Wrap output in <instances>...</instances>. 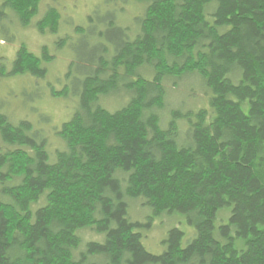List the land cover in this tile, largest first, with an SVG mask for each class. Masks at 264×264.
I'll return each mask as SVG.
<instances>
[{
	"label": "trees",
	"instance_id": "obj_1",
	"mask_svg": "<svg viewBox=\"0 0 264 264\" xmlns=\"http://www.w3.org/2000/svg\"><path fill=\"white\" fill-rule=\"evenodd\" d=\"M43 1L4 0L0 30L12 18L31 26ZM128 2L141 8L129 24L118 20ZM61 24L51 4L36 26ZM74 33L65 86H51L75 101L55 128L61 146L0 103V264H264V0H105ZM41 50L22 44L0 80L45 79L55 56ZM135 199L186 214L196 236L185 246L175 227L151 252Z\"/></svg>",
	"mask_w": 264,
	"mask_h": 264
},
{
	"label": "rangeland",
	"instance_id": "obj_2",
	"mask_svg": "<svg viewBox=\"0 0 264 264\" xmlns=\"http://www.w3.org/2000/svg\"><path fill=\"white\" fill-rule=\"evenodd\" d=\"M105 0H53L43 1L40 12L33 19L32 25L23 27L18 21L10 23L5 21L4 28L6 31L0 30V67L10 65L15 57L17 50L22 44L38 55H41V48L47 45L55 59L47 64L48 75L45 79H37L29 74L17 76L16 78H5L0 80V103L15 120L21 118L32 120L40 128L44 129L50 138V148L54 150L61 146V139L55 134V128L61 126L65 121L69 120L75 111V101L72 97H55L51 93L54 87L57 90L65 86V73L68 70L69 64L75 58V53L72 48L73 42H78L80 36L74 33V28L77 24H87L88 16L92 14L97 7L102 5ZM4 0H0V5ZM55 5L61 12V27L59 33H51L49 31L42 33L37 28V22L43 17L49 5ZM140 5L136 2H128L125 5L124 12L120 13L118 20L124 23H130L136 15L141 11ZM107 9H102V12ZM70 35L69 43L60 48L58 42L63 39L64 35ZM14 36L13 40H10ZM71 45V47H70ZM149 75L152 76L150 72ZM51 86H53L51 88ZM203 90V88H201ZM193 88L188 89L189 93L186 99L189 100L188 106L192 109H197L202 102L199 97L198 90ZM195 93H194V92ZM177 96L173 97L176 100ZM186 102V101H185ZM105 106L115 108L117 106L115 100L108 98L103 102ZM204 105L209 106L206 100ZM199 109V108H198ZM245 109L248 110L247 105ZM5 113V112H4ZM45 119V120H42ZM1 142V138H0ZM130 216L133 220H138L145 225L139 229L143 235L145 246L156 254L162 253L166 245V239L169 231L175 227L182 229L185 232L183 245H187L195 236L196 229L188 222L187 215L180 212H164L162 214H154L150 206H144L141 200L135 199L130 201ZM232 214V206L228 205L222 208L217 215L215 234L218 238L225 240L220 234V228L223 224L229 223ZM85 238H91L93 235L88 231L84 232ZM236 246L239 250H244L247 247L246 239L238 238Z\"/></svg>",
	"mask_w": 264,
	"mask_h": 264
}]
</instances>
